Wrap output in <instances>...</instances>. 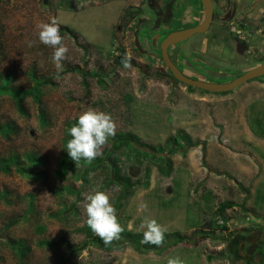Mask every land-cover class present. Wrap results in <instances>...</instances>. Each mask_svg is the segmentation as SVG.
<instances>
[{"label":"rangeland","instance_id":"obj_1","mask_svg":"<svg viewBox=\"0 0 264 264\" xmlns=\"http://www.w3.org/2000/svg\"><path fill=\"white\" fill-rule=\"evenodd\" d=\"M137 2L0 0V74L21 93L23 108L12 95L0 94V159L38 161L32 173L0 163V264H167L177 256L184 264H219L215 257L240 256L239 244L242 256H264V112L245 106L239 88L213 93L175 81L161 58L159 29L143 19L145 5L128 17ZM255 4L245 47L229 35L233 24L216 20L206 33L175 44L174 61L186 60V73L216 83L264 63V0ZM176 9L189 14L185 7ZM51 17L59 21L69 49L59 79L54 50L37 35L36 25ZM210 50L213 65H221L217 55L225 57L222 74L197 65ZM128 51L134 65L125 69L117 58ZM259 93L260 105L264 91ZM88 108L111 114L117 135L135 136L124 139L128 143L110 137L97 157L110 168L109 184L97 166L89 172L83 166L78 177L84 159L66 177L55 175L68 155L67 130ZM139 143L155 151L143 146L136 151ZM113 160L119 174L135 183L122 197ZM98 190L109 195L124 232L143 234L141 221L155 218L167 229L163 244L136 248L122 236L110 245L91 242L83 205ZM227 201L233 205L217 212ZM141 202L146 211L138 210ZM217 217L224 222L218 224ZM13 240L24 242L26 250Z\"/></svg>","mask_w":264,"mask_h":264},{"label":"clouds","instance_id":"obj_2","mask_svg":"<svg viewBox=\"0 0 264 264\" xmlns=\"http://www.w3.org/2000/svg\"><path fill=\"white\" fill-rule=\"evenodd\" d=\"M40 43L51 47L54 51L51 57L57 70L56 78L63 72L62 61L66 59L69 51L63 43L60 34V24L57 18L51 17L48 22H40L36 25ZM34 42H29V46ZM133 59L130 51L126 52L121 60L125 69L131 68ZM70 139L66 142L68 156L74 162L84 159L91 162L98 156H102V148L108 143L110 137L116 134V124L109 113L88 108L78 115L76 123L69 127ZM86 213V225L95 233L105 245L121 239L124 227L119 223L116 208L110 202L109 195L104 191H95L85 197L83 205ZM138 210H147V204L141 202ZM143 233V244L161 246L165 239L167 229L160 225L155 218L145 217L140 224ZM167 264H184V261L177 257L167 259Z\"/></svg>","mask_w":264,"mask_h":264},{"label":"flooded vegetation","instance_id":"obj_3","mask_svg":"<svg viewBox=\"0 0 264 264\" xmlns=\"http://www.w3.org/2000/svg\"><path fill=\"white\" fill-rule=\"evenodd\" d=\"M210 1L212 3V8H213L212 21L210 25L208 26V28L204 32H201L199 34L206 33L210 29L211 24L214 23V21L216 20H219L221 25L222 24L228 25L230 23L231 25L233 24L234 26L232 27V29L230 28V32H228L229 35L232 34L233 37L237 38V40L241 42L238 44L239 47L241 46L245 47L246 42H248L250 39V34L248 32L252 29L251 27L252 25H254L253 24L254 18H256L255 11H254L255 6H256L255 0H210ZM143 5H145V8L143 7V14H144L143 19L145 20L151 19V21H153V25H154L153 27H157L156 29H159L161 33L162 38L159 42V51H160L161 41L168 33L175 31V30H180V29L196 26L203 21L204 16H205V8L201 0H139V2H137V7L133 8V13L128 14V17L130 18L133 15H135V13H140L142 11L140 7H142ZM176 7H185L187 11L189 12V14L185 15L183 12L179 13V10H177ZM145 14L148 15L149 17L145 16ZM138 18L140 19V17ZM165 21H168V23H166ZM237 21H239L240 23H238ZM243 27H244V30H243ZM189 38H191V36L184 40H187ZM153 39H154V36L151 37L150 46H153L154 44ZM184 40H181V41H184ZM217 41H221V39L219 38ZM179 42L173 43L169 46L168 48L169 54L171 53V48ZM248 47H249V50L252 49L250 45ZM211 53H213L212 50L208 51V53L205 54L206 59L199 60L197 62V65L199 64L200 66H202V69L205 72H209V73L214 72L216 74L217 73L222 74L223 68L225 66L222 64H223V60L225 57L223 56V54L217 55V59H220L221 65H213L209 61V59L214 57L211 55ZM170 57L173 60V62L176 64V66H178V68L185 75L192 77L188 73L185 72L186 71L185 69H190V67L188 66V62L186 60L182 61L183 64H178V62L174 61L171 54H170ZM244 72L245 71H243L242 73ZM256 78H259V77H256ZM256 78H253V79H256ZM253 79H250L248 81H251ZM174 80L177 81L175 78ZM204 80H208V79H204ZM240 86L241 84L235 87L234 89L240 88ZM234 89L229 90V91H234ZM244 90L245 91L241 90V92L238 93V97L240 98V101H243V97L245 98V95H248L249 96L248 99L251 102L248 106L250 105L258 106L260 110L264 112V103L260 105L256 103L257 96H259L258 94H260L259 91H256L254 88L244 89ZM208 92H211V91H208ZM213 93H216V92H213ZM242 111H244L246 115V113L248 114L249 109L247 107H244ZM262 122H264V117H263ZM252 127L254 130V126ZM241 248H242V245L239 244L237 249H238V254L240 256H218V257H215L214 259H216V261H218L219 264H264V256H242ZM223 249H225V246ZM208 264H216V263L211 262Z\"/></svg>","mask_w":264,"mask_h":264},{"label":"trees","instance_id":"obj_4","mask_svg":"<svg viewBox=\"0 0 264 264\" xmlns=\"http://www.w3.org/2000/svg\"><path fill=\"white\" fill-rule=\"evenodd\" d=\"M108 1L110 0H101V3H107ZM123 56H118L117 60H118V63L119 64H122L121 63V60H122ZM131 65H134V62L133 60L131 61ZM8 83H9V78L6 76H2L0 74V94L1 93H8L10 95H12L13 97L16 98V100L18 101V107L20 108V110H22V106L20 104V98H21V93L18 91V90H15L14 88L8 86ZM189 89L191 88H194V87H191V86H187ZM76 123V119L73 121V124ZM10 128V127H9ZM131 138V139H134V135L133 134H130V133H124L122 135H115L114 138H119L120 140L122 139L123 142H126L128 143L127 141H125L124 139L126 138ZM70 139V136L67 135L65 138H64V147H66V142L67 140ZM133 142L136 143L135 140H132ZM172 143L171 141H169V150L172 151L173 150V146H172ZM137 144V143H136ZM146 147L147 149L151 150V151H155V147L152 146V145H145V144H138V146H135V150L136 151H139V147ZM66 149V148H65ZM172 149V150H171ZM67 152V150H66ZM68 154V153H67ZM18 157L17 156H13V157H8L7 159H0V163H2L3 167L6 169L8 166V162L9 163H14V164H17L19 166V170H21L22 172L24 173H32V172H35V167L36 165L38 164V161H37V158L34 157V156H28V158L30 159V161L28 163L24 162L23 160H19L17 159ZM74 164L75 162L73 160H71V158L67 155L63 156L59 163H58V170L56 172V176L57 177H60V178H64L67 176L68 174V171L71 169H74ZM80 165V168L78 170V177L82 178V171H83V166L86 168L85 171L87 170V172H89V170H96L97 167H100V169H102V172H105V179L106 181H108V184L111 182L110 180V176L108 177L109 175V170L110 169L108 167V165H103L102 163H100V159L98 158H95L94 160H92L91 162H88V161H85V162H82L79 164ZM97 166V167H96ZM167 166L170 167V164H165L164 165V168L167 169ZM113 171H114V176L115 178L117 179H120V187H121V197L123 196V194L130 190L131 188H133L135 186V183H132L129 179L128 176H122L120 175V168H119V165L118 163H116V160H113ZM166 169H163L165 172L167 171ZM108 173V175H107ZM69 190L72 189V187H69L68 188ZM233 205V201H227V202H222V203H219L217 205V212H220V213H224L227 208L231 207ZM63 214V212H62ZM209 226H212L214 225L212 222H209L208 223ZM217 226V225H215ZM222 229H227L226 226H223ZM88 237H89V240H91V242L93 243H99L101 245L104 244V242L98 238V237H95L92 235V232H89L88 231ZM122 236V241H125V242H128L130 244H132L133 246H135L136 248H139L140 246H147L150 245V244H143L141 241L143 239V234L141 233H136V232H132V231H127V232H123L121 234ZM12 243L15 245V247H18L21 251H25L26 250V247H25V244L24 242L20 241V240H13Z\"/></svg>","mask_w":264,"mask_h":264},{"label":"water","instance_id":"obj_5","mask_svg":"<svg viewBox=\"0 0 264 264\" xmlns=\"http://www.w3.org/2000/svg\"><path fill=\"white\" fill-rule=\"evenodd\" d=\"M205 8V16L203 21L193 27L184 28L180 30H175L168 33L160 45L161 58L165 66L168 68L172 76L177 80L187 86L195 87L202 90H207L211 92H225L234 89L241 83H244L250 79L264 76V63L258 64L244 73L239 75L237 78L224 83H216L207 80H202L198 78H192L185 75L170 57L168 48L171 44L184 40L193 34L204 32L212 21V3L210 0H201Z\"/></svg>","mask_w":264,"mask_h":264},{"label":"crops","instance_id":"obj_6","mask_svg":"<svg viewBox=\"0 0 264 264\" xmlns=\"http://www.w3.org/2000/svg\"><path fill=\"white\" fill-rule=\"evenodd\" d=\"M250 88H254L255 90H258L259 92H263L264 91V76H262L261 78L259 77L256 80H251L248 82L246 81L244 83H241L239 91L241 92L242 89H243L242 91H245L244 89H250ZM258 95L261 96L260 94H258ZM253 97H255V96H253ZM248 98H249L248 95H245V98L243 97V102H244L245 106L249 105L251 103ZM243 142H244V140H243ZM251 142L253 145H256L253 139H251ZM243 158H244V155H243ZM239 159H240V157H239ZM244 160H245V158H244Z\"/></svg>","mask_w":264,"mask_h":264},{"label":"built area","instance_id":"obj_7","mask_svg":"<svg viewBox=\"0 0 264 264\" xmlns=\"http://www.w3.org/2000/svg\"><path fill=\"white\" fill-rule=\"evenodd\" d=\"M224 221H223V219L222 218H220V217H217V223L218 224H220V223H223Z\"/></svg>","mask_w":264,"mask_h":264}]
</instances>
